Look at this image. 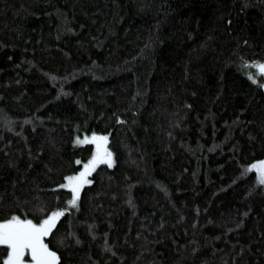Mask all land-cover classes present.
Instances as JSON below:
<instances>
[{"label": "trees", "instance_id": "obj_1", "mask_svg": "<svg viewBox=\"0 0 264 264\" xmlns=\"http://www.w3.org/2000/svg\"><path fill=\"white\" fill-rule=\"evenodd\" d=\"M259 62L264 0H0V223L61 209L60 264H264Z\"/></svg>", "mask_w": 264, "mask_h": 264}, {"label": "snow or ice", "instance_id": "obj_2", "mask_svg": "<svg viewBox=\"0 0 264 264\" xmlns=\"http://www.w3.org/2000/svg\"><path fill=\"white\" fill-rule=\"evenodd\" d=\"M257 67L259 72L264 74V64L257 65ZM107 139V136L98 137L95 135L90 140L88 138L83 141L77 139V144H94L96 151L92 159L84 164L83 171L78 176L67 177V184L60 186L68 187L71 191L72 197L69 204L72 207L77 206L80 190L84 184L90 183L87 177L97 164L112 166V153L105 147ZM76 163L79 164L80 161ZM252 169L259 171L258 182L264 185V161L253 165L249 171ZM63 214L61 211H54L38 224L31 219H21L15 215L0 223V246H3L0 248V255L6 257L2 260V264H60V258L45 243V238L52 233L58 217Z\"/></svg>", "mask_w": 264, "mask_h": 264}, {"label": "rangeland", "instance_id": "obj_3", "mask_svg": "<svg viewBox=\"0 0 264 264\" xmlns=\"http://www.w3.org/2000/svg\"><path fill=\"white\" fill-rule=\"evenodd\" d=\"M261 64H264V62L256 63V68L258 69L257 65H261ZM263 85H264V83H263ZM263 87H264V86H263ZM94 149H95V145H94ZM260 161H264V157L261 158V159H259V160H256L255 162H253L252 165H251V167H252L253 165H255V164H258ZM254 170L256 171L257 177L259 178V171L256 170V169H254ZM54 211H61V209H56V210H53L52 212H54ZM52 212H51V213H52ZM51 213H50L49 215H51ZM49 215H48V216H49ZM48 216H47V217H48ZM47 217H46V218H47ZM46 218H45V219H46ZM40 222H41V221H40ZM40 222H34V223H37V224H38V223H40Z\"/></svg>", "mask_w": 264, "mask_h": 264}, {"label": "bare ground", "instance_id": "obj_4", "mask_svg": "<svg viewBox=\"0 0 264 264\" xmlns=\"http://www.w3.org/2000/svg\"><path fill=\"white\" fill-rule=\"evenodd\" d=\"M254 161V160H253ZM91 181V180H90Z\"/></svg>", "mask_w": 264, "mask_h": 264}]
</instances>
